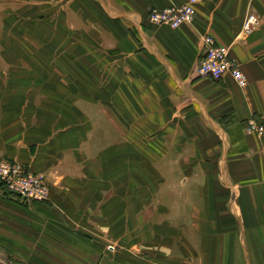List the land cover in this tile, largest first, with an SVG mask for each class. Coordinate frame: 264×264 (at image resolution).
I'll return each instance as SVG.
<instances>
[{
  "label": "crops",
  "instance_id": "obj_1",
  "mask_svg": "<svg viewBox=\"0 0 264 264\" xmlns=\"http://www.w3.org/2000/svg\"><path fill=\"white\" fill-rule=\"evenodd\" d=\"M196 1L194 23L172 30L148 15L186 0H11L52 14L61 49L52 62L34 33H0V160L50 187L37 203L0 186V254L264 264V135L246 133L264 125V0ZM204 36L229 50L245 89L197 75Z\"/></svg>",
  "mask_w": 264,
  "mask_h": 264
},
{
  "label": "built area",
  "instance_id": "obj_2",
  "mask_svg": "<svg viewBox=\"0 0 264 264\" xmlns=\"http://www.w3.org/2000/svg\"><path fill=\"white\" fill-rule=\"evenodd\" d=\"M196 5V0H187L181 6L173 5L162 10H151L148 20L153 26L176 30L194 23ZM255 25L256 19L248 17L243 27L244 33H249ZM197 75L213 81L229 76L240 89L247 87V79L238 66L229 59L228 49L216 44L210 36L202 37ZM246 133L262 137L264 125L249 122ZM0 186L22 201L44 203L50 199V187L46 178L29 172L24 165L15 161L0 160ZM108 250L114 249L108 246Z\"/></svg>",
  "mask_w": 264,
  "mask_h": 264
},
{
  "label": "rangeland",
  "instance_id": "obj_3",
  "mask_svg": "<svg viewBox=\"0 0 264 264\" xmlns=\"http://www.w3.org/2000/svg\"><path fill=\"white\" fill-rule=\"evenodd\" d=\"M51 16L52 14L49 16L50 18H48L45 11L40 9V7L39 9L37 7H27L24 4L15 6L11 4V0H1L0 33H34L35 52L41 53L42 46L48 47L50 53V61L53 60L52 62H54L55 61L54 59L58 58L59 50L61 49L60 46L61 43L59 42L58 36L56 34L58 33V24L57 22L53 21L54 18ZM72 24H73L72 21L70 23L67 22V27L71 29L73 27ZM45 33H49L48 38L46 36L44 37ZM64 40L65 39H61V41ZM72 40L73 39H70V41ZM41 43H43L44 45L41 46ZM37 45H39L38 48H36ZM52 72L53 75H55V73L58 71L51 69V73ZM162 173H168V171L167 170L165 171V169H163ZM162 184L163 187H166L167 190H169L168 182H162ZM163 200L166 202L165 205H169L170 199L168 197H165V199L163 198ZM79 221L83 223L82 219H79ZM90 232L91 231H86V230L80 231L81 235H85L86 237H90ZM161 237L165 238V231H163ZM111 247H113V249L115 250L114 246ZM106 250L110 251L108 250V246ZM114 250L110 252H113ZM0 264H42V263L41 262L27 263V262L19 261L16 258L13 261V259L11 258L8 259L5 255L0 254Z\"/></svg>",
  "mask_w": 264,
  "mask_h": 264
}]
</instances>
